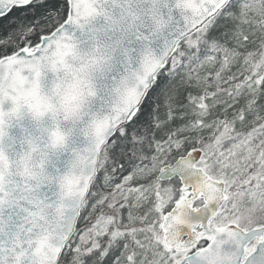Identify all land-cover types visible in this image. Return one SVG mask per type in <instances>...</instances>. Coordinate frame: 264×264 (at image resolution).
Listing matches in <instances>:
<instances>
[{
  "label": "snow or ice",
  "instance_id": "snow-or-ice-1",
  "mask_svg": "<svg viewBox=\"0 0 264 264\" xmlns=\"http://www.w3.org/2000/svg\"><path fill=\"white\" fill-rule=\"evenodd\" d=\"M0 264H264V0H0Z\"/></svg>",
  "mask_w": 264,
  "mask_h": 264
}]
</instances>
